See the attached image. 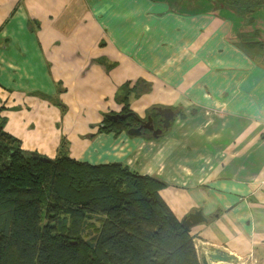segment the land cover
<instances>
[{
    "label": "crops",
    "instance_id": "1",
    "mask_svg": "<svg viewBox=\"0 0 264 264\" xmlns=\"http://www.w3.org/2000/svg\"><path fill=\"white\" fill-rule=\"evenodd\" d=\"M176 2L0 0V107L15 122L5 130L39 153L87 134L69 156L157 177L179 222L199 212L188 230L200 262L219 249L233 261L210 264H264V48L243 51L227 22ZM125 96L140 119L169 108L170 126L96 132Z\"/></svg>",
    "mask_w": 264,
    "mask_h": 264
},
{
    "label": "trees",
    "instance_id": "2",
    "mask_svg": "<svg viewBox=\"0 0 264 264\" xmlns=\"http://www.w3.org/2000/svg\"><path fill=\"white\" fill-rule=\"evenodd\" d=\"M175 4L188 14L227 22V40L243 51L264 47V0ZM124 99L121 112L129 117L114 121L105 115L96 132L117 134L137 125L141 119ZM4 110L0 107V264H201L189 230L158 193L164 182L122 163L90 164L63 150L53 158L26 151L5 130Z\"/></svg>",
    "mask_w": 264,
    "mask_h": 264
},
{
    "label": "water",
    "instance_id": "3",
    "mask_svg": "<svg viewBox=\"0 0 264 264\" xmlns=\"http://www.w3.org/2000/svg\"><path fill=\"white\" fill-rule=\"evenodd\" d=\"M159 112V117L157 118V122L159 126L154 127L152 125L153 118L148 116L146 120H140L138 126L131 127L127 129V133L130 135H139L142 132V129H147L152 136H158L161 132L170 125V120L173 118V112L169 108L157 109ZM130 113H113L109 115V118L116 120H124L129 117ZM203 220V217L199 214V212L190 213L185 219L180 221L181 226L188 229L191 225ZM233 256L223 252L219 249H213L206 253L203 256L201 264H210L211 262H232Z\"/></svg>",
    "mask_w": 264,
    "mask_h": 264
},
{
    "label": "rangeland",
    "instance_id": "4",
    "mask_svg": "<svg viewBox=\"0 0 264 264\" xmlns=\"http://www.w3.org/2000/svg\"><path fill=\"white\" fill-rule=\"evenodd\" d=\"M178 1V0H177ZM238 7H240V5L238 6ZM178 9H182V10H180V12H182V14H186V12H185V10L186 11H188V8L186 9V7H183V6H180V7H178ZM189 12V11H188ZM264 48V47H263ZM260 54L262 55V56H264V50H262L261 52H260ZM57 84V83H56ZM58 94H59V90L56 92V94H55V96H54V99H55V97L57 98L58 97ZM48 96V95H47ZM140 103H142L141 101H140ZM15 118H16V116H14ZM6 123H5V126H6V128L8 129H10L11 128V126H12V123H15V122H13L12 121V117H11V113H9V112H7V115H6ZM16 121V120H15ZM67 125V124H66ZM133 125H135V124H133ZM133 125H131V127H136V125L135 126H133ZM170 126V125H169ZM168 126V127H169ZM166 129V128H165ZM30 130V128L27 126V127H25L24 129H23V131H25V134L27 133L28 134V131ZM125 130V129H124ZM123 130V131H124ZM143 131V130H142ZM144 132V131H143ZM11 133V132H10ZM83 132H79V136L78 135H70V136H62V137H64L63 138V140L61 141V147L59 146H57V143H56V141L54 140V144H56V146H55V149L53 150V146L51 145V143L50 142H44V146L42 147H38V150L41 152V153H39L38 152V154H40V155H42V156H45V157H49V158H53L57 153H58V151H60V150H63L64 152H66L65 150L67 149V150H69V148H71L70 149V151L72 150V147H76V148H78L79 147V145H78V143H77V141L75 140V138H77L78 140L79 139H81L82 137H86L87 136V134H82ZM110 133H112V132H110ZM114 133V132H113ZM146 134H148V135H151V133L149 132V131H147L146 132ZM81 137V138H80ZM59 138H60V136H59ZM53 139H55V137L53 138ZM32 141L31 140H28V139H26V135H24V141H23V145H25L26 147H29L30 145H32ZM22 145V144H21ZM71 145H74V146H71ZM34 146H35V144H34ZM26 151H29V152H33V150H28L29 148H24ZM37 152V151H36ZM71 153V152H70ZM74 158V157H73ZM103 160H105V157H103ZM82 162H86V161H82ZM87 163H89V162H87ZM103 163H105V164H108V163H119V162H117V161H112V162H103ZM90 164H99V163H90ZM128 167V166H127ZM129 168V167H128ZM130 169V168H129ZM132 170V169H131Z\"/></svg>",
    "mask_w": 264,
    "mask_h": 264
},
{
    "label": "flooded vegetation",
    "instance_id": "5",
    "mask_svg": "<svg viewBox=\"0 0 264 264\" xmlns=\"http://www.w3.org/2000/svg\"><path fill=\"white\" fill-rule=\"evenodd\" d=\"M142 120H146V118H144V119H142ZM138 124H139V122L137 123L136 126H138ZM152 125H153L154 127L159 126V124H158L157 120H155V118H153ZM142 130H143L144 132H147V131H148L147 129H142Z\"/></svg>",
    "mask_w": 264,
    "mask_h": 264
}]
</instances>
